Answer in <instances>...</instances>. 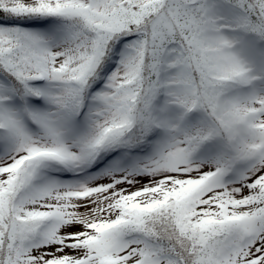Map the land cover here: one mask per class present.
I'll list each match as a JSON object with an SVG mask.
<instances>
[{"label":"snow or ice","instance_id":"6c2138e0","mask_svg":"<svg viewBox=\"0 0 264 264\" xmlns=\"http://www.w3.org/2000/svg\"><path fill=\"white\" fill-rule=\"evenodd\" d=\"M0 264H264V0H0Z\"/></svg>","mask_w":264,"mask_h":264}]
</instances>
